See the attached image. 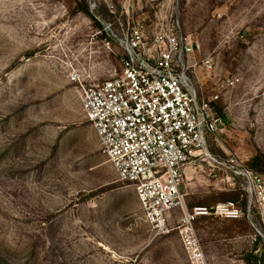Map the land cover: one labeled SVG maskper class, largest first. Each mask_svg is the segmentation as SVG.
Returning a JSON list of instances; mask_svg holds the SVG:
<instances>
[{
	"label": "rangeland",
	"instance_id": "374dc122",
	"mask_svg": "<svg viewBox=\"0 0 264 264\" xmlns=\"http://www.w3.org/2000/svg\"><path fill=\"white\" fill-rule=\"evenodd\" d=\"M161 12L177 16L198 62L213 59L210 77L199 70L207 98L220 90L211 153L249 167L264 155V0H0V264H264V207L247 217L248 190L205 164L181 187L187 208L234 202L245 215L196 222L198 263L176 232L155 237L82 112L71 75L88 84L119 70L103 24L149 30ZM226 76L240 81L221 87Z\"/></svg>",
	"mask_w": 264,
	"mask_h": 264
},
{
	"label": "built area",
	"instance_id": "2783aa9c",
	"mask_svg": "<svg viewBox=\"0 0 264 264\" xmlns=\"http://www.w3.org/2000/svg\"><path fill=\"white\" fill-rule=\"evenodd\" d=\"M117 24V29L114 28ZM104 44L121 53L119 70L109 80L80 83V101L86 120L93 126L102 154L120 182L134 188L140 208L155 237L176 232L193 263L204 261L196 230L200 218L240 219L245 214L234 202L188 209L185 181L200 164L226 174L231 186L237 181L248 190L247 217L252 206L264 207V179L239 157L214 155L210 140L224 132L216 112L220 90L206 97L199 70L209 77L213 59H195V46L183 33L177 16L157 15L149 30L141 24L117 19L99 32ZM237 76L221 84L234 88Z\"/></svg>",
	"mask_w": 264,
	"mask_h": 264
},
{
	"label": "trees",
	"instance_id": "16d2710c",
	"mask_svg": "<svg viewBox=\"0 0 264 264\" xmlns=\"http://www.w3.org/2000/svg\"><path fill=\"white\" fill-rule=\"evenodd\" d=\"M83 11L86 15L90 16V11L88 10L87 7L84 8ZM98 25L100 26V24H98ZM102 29H103V26H102ZM250 167L252 169H255L256 171L264 172V155L261 153H258L256 156H254L252 161H251Z\"/></svg>",
	"mask_w": 264,
	"mask_h": 264
}]
</instances>
